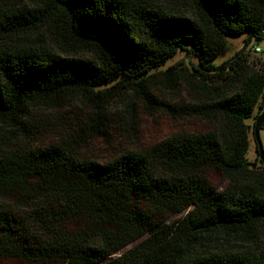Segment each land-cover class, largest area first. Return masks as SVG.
Wrapping results in <instances>:
<instances>
[{
    "label": "trees",
    "instance_id": "trees-1",
    "mask_svg": "<svg viewBox=\"0 0 264 264\" xmlns=\"http://www.w3.org/2000/svg\"><path fill=\"white\" fill-rule=\"evenodd\" d=\"M228 36L245 39L225 59ZM253 39H264V0H0V258L264 264V246L250 248L264 240V165L246 159V121L264 111V58L245 54ZM179 50L197 65L159 70ZM160 86L190 102L166 104ZM129 95L210 130L172 133L106 162L81 158L88 139L106 136L109 100ZM72 98L91 102L94 124L50 147L28 143L33 113Z\"/></svg>",
    "mask_w": 264,
    "mask_h": 264
},
{
    "label": "rangeland",
    "instance_id": "rangeland-1",
    "mask_svg": "<svg viewBox=\"0 0 264 264\" xmlns=\"http://www.w3.org/2000/svg\"><path fill=\"white\" fill-rule=\"evenodd\" d=\"M17 3H24L27 0H15ZM245 36H228L227 41L229 48L225 59L230 58L235 53L243 49ZM257 45L264 50V39H253L251 45L245 50V54L250 60H262V56L253 51L252 46ZM180 64V68H191L196 66L197 62L188 52L179 50L175 57L161 66L159 70H165L167 67ZM220 64V62H216ZM159 70H155L157 72ZM107 85L102 89L109 88ZM101 90V89H98ZM156 97L164 101L170 106L187 105L188 99L185 93H176L174 90L164 88L162 86L156 88ZM111 99L110 106L106 112V121L104 131L106 136H93L87 140V144L79 151V155L83 159H89L98 162L109 161L126 151H141L152 144L165 139L172 133L176 132H207L210 130V125L207 122L201 121L198 118H172L170 114L165 113L163 109L149 108L139 103L134 96L129 95L127 99ZM134 104V111L130 112L131 105ZM128 106V107H127ZM91 102H86L79 98H72L69 107L62 110L41 109L35 111V122L38 125V133L28 143L35 144L36 147L46 148L56 145L61 139H73L77 134L79 127L83 125H93L91 121ZM255 111L246 123L251 127L249 132V147L246 159L249 163H255L257 166L261 164L257 145L254 138L253 127ZM68 137V138H66ZM72 137V138H71ZM259 140L264 153V126L259 130ZM211 182L218 186V190L224 185L221 177L218 174L211 175ZM188 211V210H187ZM172 215L165 224L176 223L184 217L186 212ZM139 241L126 247L120 252L112 255L110 258L115 259L120 257L126 250L135 246ZM264 240L250 246L251 249L258 250L264 246ZM209 250L212 246L208 245ZM231 248V247H230ZM243 248L242 246L232 245L229 250ZM218 249H223L218 246ZM227 249V248H226ZM218 250V251H219ZM213 251H216L213 249ZM0 264H27L16 259L0 258Z\"/></svg>",
    "mask_w": 264,
    "mask_h": 264
},
{
    "label": "water",
    "instance_id": "water-1",
    "mask_svg": "<svg viewBox=\"0 0 264 264\" xmlns=\"http://www.w3.org/2000/svg\"><path fill=\"white\" fill-rule=\"evenodd\" d=\"M263 123H264V111L259 115L253 127V133H254V138H255L256 145H257L258 156H259L261 163L264 165V153H263V149H262V146L259 140V130L262 127Z\"/></svg>",
    "mask_w": 264,
    "mask_h": 264
},
{
    "label": "built area",
    "instance_id": "built-area-1",
    "mask_svg": "<svg viewBox=\"0 0 264 264\" xmlns=\"http://www.w3.org/2000/svg\"><path fill=\"white\" fill-rule=\"evenodd\" d=\"M252 49L264 58V50H262L259 46L254 45Z\"/></svg>",
    "mask_w": 264,
    "mask_h": 264
}]
</instances>
